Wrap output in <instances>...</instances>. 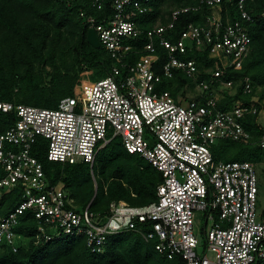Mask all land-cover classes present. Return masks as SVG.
<instances>
[{"label":"built area","instance_id":"obj_1","mask_svg":"<svg viewBox=\"0 0 264 264\" xmlns=\"http://www.w3.org/2000/svg\"><path fill=\"white\" fill-rule=\"evenodd\" d=\"M247 1L240 0L238 10L250 20ZM148 3L114 0L113 15L102 22L88 18L115 62L106 78L82 84L78 95L62 99L55 109L0 101V113L9 116L6 129L0 126V198L22 189L21 204L0 217V243L17 251L19 244L29 241L16 228L20 218L31 213L38 224L32 238L36 244L83 236L93 253H102L109 235L138 231L146 241L157 240L159 253L169 260L181 257L184 264H264V213L258 214L256 166L217 161L212 152L218 141L252 139L244 120L256 115L257 107L238 102L223 110L217 94L233 88L234 81L223 78L228 69L243 67L251 37L241 22L224 23L222 0H201L199 6H209L212 14L204 25H188L176 40L166 36L173 23L155 26L146 34L140 17L149 11ZM199 6L174 11L173 21ZM143 36L147 39L140 43ZM157 46L167 51L161 75L154 69ZM194 48H207L215 60L211 82L200 79L195 60L184 58ZM133 51L143 54L130 63ZM177 71L196 82L200 102L184 106L170 92L158 89L164 77L173 78ZM243 82L244 93L251 94L250 79ZM115 137L128 153L139 155L162 174L156 202L142 207L112 202L105 216L93 213L90 205L79 209L64 186L51 183L33 154L43 140L40 148L50 162L87 164L95 177L96 158ZM259 145L264 149V134ZM200 211L207 227L202 242L195 233V214ZM148 223L151 231H140L138 224Z\"/></svg>","mask_w":264,"mask_h":264},{"label":"trees","instance_id":"obj_2","mask_svg":"<svg viewBox=\"0 0 264 264\" xmlns=\"http://www.w3.org/2000/svg\"><path fill=\"white\" fill-rule=\"evenodd\" d=\"M113 1L0 0V101L55 109L62 99L74 96V90L81 85L84 73L97 71V81L106 78L115 62L107 51V58L103 60L99 50L88 43L90 25L87 20L92 16L102 22L113 15ZM200 1L149 0V11L140 17L141 26L147 34L155 26L173 23L166 36L176 40L188 25H204L212 14L209 6H199ZM239 2L222 0V19L224 23L239 21L244 25L252 40L251 51L241 69L230 68L226 71L223 79L233 80L234 86L232 89L222 88L218 107L231 110L238 102L257 107L258 113L244 120V126L252 135L251 141L225 142L249 145L251 151L243 161L258 165L264 162V149L259 145L264 125L258 120L264 108V0L246 2L245 10L250 20L242 18L238 10ZM99 5H102V9H99ZM195 5L199 6L197 10L180 13L173 21L174 11ZM168 6L172 8L168 10ZM159 19L162 21L157 24ZM146 39L143 36L140 43ZM157 47L159 60L154 69L161 75L167 51ZM142 54L143 51H133L129 62L139 60ZM184 58L195 60L200 79L211 82L209 71L215 68V60L209 57L207 48H194ZM245 78L251 81V94L244 93ZM163 79L158 89L162 88L161 91H168L174 97L187 84V79L179 71L175 73V78ZM215 86L220 85L216 83ZM254 96H259V100L254 102ZM8 117L0 113L2 131L6 129ZM42 141L39 140L33 149L34 156L43 164L51 183L64 186L79 209H86L90 205L93 213L105 216L112 202L125 201L131 206L142 207L158 200L162 174L139 155L128 153L119 137L112 139L96 158L93 167L96 184L87 164L50 162L45 149L40 148ZM213 156L221 161L219 154L213 152ZM86 170L88 176L84 177ZM21 202V188L3 195L0 198V217L14 211ZM138 227L140 231H151L149 223L138 224ZM37 228V221L31 213L23 215L16 232L29 238V241L19 244L17 251L9 244L0 243V264H184L181 257L169 260L159 253L156 250L157 240L146 241L138 231L109 235L103 252L93 253L83 236H64L36 244L32 238Z\"/></svg>","mask_w":264,"mask_h":264},{"label":"rangeland","instance_id":"obj_3","mask_svg":"<svg viewBox=\"0 0 264 264\" xmlns=\"http://www.w3.org/2000/svg\"><path fill=\"white\" fill-rule=\"evenodd\" d=\"M168 7H169L168 10H170L172 8L171 6H168ZM165 9H166V7H165ZM161 21H162V19H159L157 21V24H160ZM95 49L99 50L103 60H105L107 58L106 54H105L106 49L103 46H101L98 49L97 48H95ZM96 73H97V71H93V72L88 71V72L84 73L82 76L81 85L82 84H92V83L96 82L99 78L96 75ZM183 76L187 79V84L182 86L177 97H175L176 100L184 106H187L193 102H200L201 98H202V93L198 89L197 84H195V82L192 81V79L190 80V78H188L187 75L183 74ZM164 78L166 80H168V79L171 80V79L175 78V76L173 78H167V77H164ZM80 86L75 88L74 93H73L74 95H78ZM161 90H162V88H161ZM258 92H260V89L258 90ZM64 93H65V95H70L69 92H64ZM217 94H218L219 99H220V97H222V93L220 92V90L217 91ZM252 100L254 102L258 101L259 96H254L252 98ZM263 106H264V100H263ZM258 120H259V123L261 125H264V108H263V110H261V113L259 115ZM250 149L251 148L249 147V145H243V144H239V143L237 144L234 142H225V140L218 141L217 144L215 146H213V148H212V150L215 154L220 155L221 161H223V162H233V161H241V160L243 161V160H245L247 153L251 151ZM255 166H256V169L258 171V177H259V183H260V185H259L260 186V194H259V202H258V214H260L261 212H264V162L259 163L258 165H255ZM87 176H88V174H87V170H86L84 177H87ZM91 176H92V172H91ZM94 176H95V173H94ZM92 179H93L94 183L96 184V178L92 176ZM95 191H96V185H95ZM67 192L69 194L68 190H67ZM195 217H196L195 218V233H196V236H198L202 242V241H204L205 231L207 228L205 226L204 213L201 211L196 212ZM208 256L210 259H213V254L208 253Z\"/></svg>","mask_w":264,"mask_h":264},{"label":"water","instance_id":"obj_4","mask_svg":"<svg viewBox=\"0 0 264 264\" xmlns=\"http://www.w3.org/2000/svg\"><path fill=\"white\" fill-rule=\"evenodd\" d=\"M87 41L94 48H97L98 49V48L101 47V44L99 42L97 33H96L95 29H93V28H90L88 30Z\"/></svg>","mask_w":264,"mask_h":264}]
</instances>
